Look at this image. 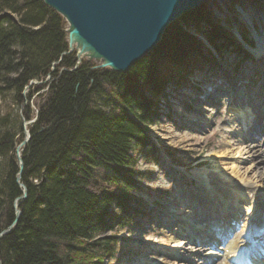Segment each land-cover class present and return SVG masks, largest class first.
Returning a JSON list of instances; mask_svg holds the SVG:
<instances>
[{"label": "trees", "instance_id": "trees-1", "mask_svg": "<svg viewBox=\"0 0 264 264\" xmlns=\"http://www.w3.org/2000/svg\"><path fill=\"white\" fill-rule=\"evenodd\" d=\"M65 28L42 0H0V98L11 94L13 107L24 105L22 124L29 123L12 125L0 105V233L14 221L15 202L20 211L0 239V264H117L120 235L149 216L144 182L152 171L137 170L139 160L158 164L147 127L158 121L166 86L208 57L194 34L208 48L250 58L241 56L229 22H213L204 7L171 24L157 48L125 73L86 61L76 67ZM46 77L41 90L29 87ZM42 91L34 111L32 94ZM25 130L19 184L26 198L17 201L15 150ZM164 152L180 166L174 152Z\"/></svg>", "mask_w": 264, "mask_h": 264}, {"label": "rangeland", "instance_id": "rangeland-1", "mask_svg": "<svg viewBox=\"0 0 264 264\" xmlns=\"http://www.w3.org/2000/svg\"><path fill=\"white\" fill-rule=\"evenodd\" d=\"M248 1L251 2L249 5H252L255 9H264V3L259 0H212L211 5L207 6L206 4L204 8L213 22L220 25L225 23V21L226 23L229 22L233 28V36L236 33L244 38V42L247 40L248 43L255 47V35L258 37L262 36L261 31H264V26L263 24L259 26L258 23H255L252 28L241 19L239 15L241 4L243 2L246 4ZM217 5H220V13L216 14L211 10L217 8ZM65 26L66 30L68 25L65 23ZM222 27L225 28V26ZM194 36L204 45L201 35L194 34ZM241 44L244 45L243 43ZM206 48L208 47L206 46ZM229 49L231 48L229 47ZM229 49L222 56H215L213 50L209 49L208 55L212 56L207 58L213 60L211 66L198 70L194 75H190L184 82L177 85L178 87H176V84L166 86L164 91L165 100L163 102L160 101L158 121L155 125L147 127L149 138L159 151L157 154L158 164L156 166L147 165L139 160L137 166L138 171H152L150 179L144 182L145 186L150 190V196L144 197V201L147 205L155 202V205L150 207L147 218L142 219L136 227L131 228L129 233L124 232L120 235L121 244L116 249L115 255V261L118 264H180V260L176 259L175 254H172L173 250L167 245L168 239L172 234L178 233L176 225L181 222L182 218L178 213L182 214L187 211L191 213L189 222L191 225L207 224L206 219L212 218L214 213L219 212L223 202L226 200L228 202L227 207L229 209L232 208L237 215L233 214L234 220H232V223L225 224L231 227L229 236L225 237L233 238V234H235L238 236V241L243 242L242 237L246 230L245 221L247 222L251 218L250 216L246 218L245 215H251L255 204L253 202L252 204L250 202L237 203L232 194L217 188L218 192L214 198V203H208L207 198L202 197L204 190L199 192L201 187H198V185L201 180L194 175L195 173H205L216 179L215 182L220 183V185L221 181L225 180L223 176H226V178L230 176L228 179L231 180L229 181L234 183V177L232 176H234L233 174L236 173L237 169L239 175H244V178L252 176L249 173L254 167L251 162L245 163L244 159H247L246 157L241 156L233 150L234 148L231 147V150L229 146H221L220 144L222 141H231V137L228 136L227 132L231 131L233 126L232 130L234 131L236 129H244L241 120L234 116V111L229 106L230 97L228 99L225 94L227 88L232 85L238 93H235L238 101L243 103L242 108L245 103L249 106L251 103L249 100L254 99L255 92L261 84L263 69L259 59L253 55L252 49L251 59L239 57ZM73 52L76 58L75 46L73 47ZM245 53L248 54V51L242 53L241 56H244ZM81 61L90 62L95 66L101 65V62L89 61L85 57H82ZM217 64L218 68L216 67ZM48 80L46 77L43 81L29 84V87L34 86L41 90V87ZM195 90L197 91L196 93ZM43 91L45 92V88ZM43 91L32 94L31 104L34 111L38 109L44 99ZM28 93V89L26 92L23 91L24 96H27ZM0 105L2 106V116L11 113L12 125H15L17 121H20L21 127L29 124L26 122L22 124L21 118L25 107L24 105L13 107L11 94L5 93L0 98ZM250 109L253 110L255 108L250 107ZM192 117H196L197 121L189 120ZM249 118L245 116L244 121L245 125L249 123L248 126L251 127L255 119L252 118L248 122ZM198 127L203 129L198 131ZM187 131L195 133L197 137H200L201 141L197 143L195 140L187 139ZM258 136L259 139H249L247 144L250 145L261 140V135ZM262 142L263 140H261ZM227 149L229 151L224 153L220 159H217L218 163L213 162V157L219 156ZM262 149L264 151V145ZM164 150L174 152L176 156L173 159L180 166H172V162L165 155ZM237 163L241 165H237ZM246 170H248L247 173ZM213 187L215 188L216 184ZM235 202L238 207H234V205L230 207ZM196 220L198 223H195ZM213 224L215 226H223V224L217 222ZM225 228L227 229V227ZM197 235L196 237H200L198 240L203 243L207 242L208 246L209 244L213 245L212 251L217 256L214 258L216 261L212 264H235L232 260L228 261L230 258L229 254L218 250L219 248H225L224 242L226 241L217 244L208 235L207 229L202 230L201 235ZM195 248H198V254H196L197 249ZM207 248L199 252L200 247L192 245L188 249L193 252L190 251L188 254H183L180 251V255L184 259L182 261L186 264H203L204 255L209 251V248ZM200 259L202 260L200 261Z\"/></svg>", "mask_w": 264, "mask_h": 264}, {"label": "bare ground", "instance_id": "bare-ground-1", "mask_svg": "<svg viewBox=\"0 0 264 264\" xmlns=\"http://www.w3.org/2000/svg\"><path fill=\"white\" fill-rule=\"evenodd\" d=\"M210 0L207 3L208 5H211ZM261 3H264V0H259ZM246 2V1H245ZM251 2L248 1L246 4L243 2L241 4V9L239 12V15L241 16V19L248 23L252 28L255 26V23H258L259 26L263 24L264 26V9H255L252 5H249ZM218 7L215 9H212L211 11L217 13H220V5H217ZM262 32V36L258 37L255 36V47L251 46L253 49V55L256 56L259 59L261 68L263 69V75L261 84L256 90V94L254 99H250L251 102L248 106L247 103L244 104V107L242 108L243 103L238 101L236 94V88L232 85L227 88L226 90V97L229 99L230 97V108L234 111V116L238 117L241 120L242 127L245 129H236V131L232 130L227 132L228 136H230V142L222 141L220 144L221 146H229V149L234 148L236 152H238L241 156L246 157L247 159H244L245 163L251 162V165L254 166L252 170H250L249 173L252 174V176L249 178L248 176L244 178L243 176L239 175V171L236 170V173L233 174L234 176V183L230 182L228 179L230 176L226 178V176H223L225 180L221 181V185L218 182H215L216 179L212 178L211 176L206 175L205 173H195V177L201 180L199 182L198 187H204L207 189L205 191V195L207 197V202L214 203V199L212 196L213 191L217 187L220 190H224L228 192L229 194H232L234 196V200L241 204L244 202H250V204H255V207L253 211L255 212L251 215V218L249 222H247L246 230L244 231L243 236V243L241 245L237 244L238 236L233 234L234 240L230 241V237L228 238L229 241L226 242L227 248L226 250L222 249L225 253L229 254L230 257L228 261L232 260L235 264H262V259L264 261V151H263V145H264V31ZM236 37V36H235ZM208 44V43H207ZM207 44H204V50L206 49ZM157 48V47H156ZM154 48V49H156ZM213 50V54L216 56L222 55V53L226 54L227 50L224 48L215 50L214 48H210ZM252 53V52H251ZM149 54V53H148ZM147 54V55H148ZM65 54H63L64 56ZM208 57L212 55H207ZM214 56V57H215ZM212 61L208 58L204 60H199L196 63L193 64V66L188 71V76L194 75L195 72L198 70L208 67L211 64ZM78 64H76V67ZM96 69L100 70H107L104 68H99V66H95ZM131 68V67H130ZM129 68V69H130ZM109 71V70H108ZM49 79V77H47ZM184 78H180L176 84L180 85L181 82H184ZM37 83V82H36ZM172 85V84H171ZM28 89V87L25 88V92ZM197 91L195 90V93ZM200 94V92L198 91ZM236 93V94H235ZM229 95V96H228ZM250 107H254L255 109L251 110ZM261 115V116H260ZM250 117L248 122L252 118L255 120L252 122L253 125L249 127V123L245 125L244 118ZM191 121H197L196 117L189 118ZM249 127V128H248ZM201 129L198 127V131H201ZM224 133V132H223ZM187 139L195 140V142L199 143L201 141L200 137H197L195 133H191L187 131ZM261 135V140L263 142L261 143V140L256 141L253 144L248 145L247 142L249 139L255 140ZM259 139V138H258ZM232 142V143H231ZM262 144V145H261ZM229 149L226 151H223L222 154L219 156L213 157V162L218 163L217 159H220L221 156L228 152ZM232 150V149H231ZM21 160V159H20ZM242 162V161H241ZM237 165H241L240 163H237ZM238 168V167H237ZM235 171V170H234ZM248 170H246L247 173ZM237 174V175H236ZM220 182V181H219ZM216 184V187L214 188L213 185ZM223 187V188H221ZM214 188V189H213ZM22 192V190H21ZM22 197V196H21ZM20 197V198H21ZM18 198V199H20ZM211 198V199H209ZM17 199V200H18ZM19 201V200H18ZM232 203L230 207L234 205V207H238L237 203ZM17 204V203H16ZM227 200L223 202L221 206V210L217 213H214L212 218L206 219L207 224H199V225H191L190 222V215L188 211L186 213H178V215H181V222L177 223L178 227V233L172 234V236L168 239V246L171 250H173L172 254H175L176 259L180 260V264H186L182 260L183 257L180 255L182 252L183 254H188V252L191 251V249H188L190 246H199V252L203 251L207 247L210 248L208 252L204 255V260L202 261L203 264H212L214 261H216L214 258H216V253L212 251V246L209 247L203 243L200 239V237H196V235H201L202 230L207 229V233L210 237H212V240H216V237L218 238L219 234L226 233L228 229L224 226L226 223H232L233 214L236 216L237 214L233 212V209L227 207ZM15 205V203H14ZM13 205V210H14ZM216 217V218H215ZM245 217H249L247 214ZM203 219V218H202ZM201 221V220H200ZM214 222L223 224L219 226H215L213 224ZM195 223H198L197 220ZM226 229V230H225ZM5 231V230H4ZM3 232V231H2ZM1 232V233H2ZM0 233V234H1ZM7 235V234H6ZM4 235V236H6ZM197 235V236H198ZM2 236L1 238H3ZM0 238V239H1ZM204 238V237H203ZM197 239V240H196ZM199 241V243L197 242ZM207 248V249H208ZM196 254H198V248ZM221 250V248H220ZM179 251V252H178ZM181 251V253H180ZM193 252V251H191ZM260 256L262 258H260ZM202 257V256H201ZM222 257V256H221ZM202 259H200L201 261Z\"/></svg>", "mask_w": 264, "mask_h": 264}, {"label": "water", "instance_id": "water-1", "mask_svg": "<svg viewBox=\"0 0 264 264\" xmlns=\"http://www.w3.org/2000/svg\"><path fill=\"white\" fill-rule=\"evenodd\" d=\"M210 0H42L68 25L67 54L76 48L77 64L82 57L101 62L99 68L125 73L144 56L152 52L164 31L189 12L204 7ZM30 84H35L31 82ZM26 124L24 125V127ZM16 147L19 165L16 182L19 184L22 163L20 153L28 142V132ZM17 200V201H18ZM20 211L14 205V221L0 234H8L16 225Z\"/></svg>", "mask_w": 264, "mask_h": 264}]
</instances>
